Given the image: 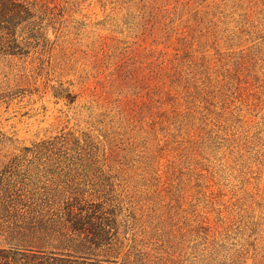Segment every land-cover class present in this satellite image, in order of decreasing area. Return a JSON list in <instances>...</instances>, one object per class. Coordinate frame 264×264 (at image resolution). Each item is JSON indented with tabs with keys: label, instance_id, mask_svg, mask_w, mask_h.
Instances as JSON below:
<instances>
[{
	"label": "rangeland",
	"instance_id": "rangeland-1",
	"mask_svg": "<svg viewBox=\"0 0 264 264\" xmlns=\"http://www.w3.org/2000/svg\"><path fill=\"white\" fill-rule=\"evenodd\" d=\"M46 259L264 264V0H0V263Z\"/></svg>",
	"mask_w": 264,
	"mask_h": 264
},
{
	"label": "trees",
	"instance_id": "trees-1",
	"mask_svg": "<svg viewBox=\"0 0 264 264\" xmlns=\"http://www.w3.org/2000/svg\"><path fill=\"white\" fill-rule=\"evenodd\" d=\"M15 1H17V0H15ZM3 4H4V5L15 6V4L13 3V1H5ZM13 13H14V12H13ZM13 13L10 12L9 14H10V15H13ZM26 13H27V14H30V10L27 9ZM7 14H8V13H7ZM7 14H4V17H3L4 20H6V19L8 18V17L5 16V15H7ZM21 16H22V13H21ZM28 16H31V14L28 15ZM5 22L9 25V27H6V28L4 27L3 30H5V31H9V32L11 31V33H12V32H16L17 27H16V25H13V26H12V23H13V22H11V21H10V22H9V21H8V22L5 21ZM2 23H3V22H2ZM4 24H5V23H4ZM6 26H7V25H6ZM5 260H8V257H6ZM44 261H45V262H44ZM44 261H42L41 264H52V263L64 264V261H65V260H63V259H60V260H55V259H53V262H52V261H49V260L46 259V260H44ZM48 262H49V263H48ZM50 262H52V263H50ZM0 264H1V263H0ZM65 264H66V263H65Z\"/></svg>",
	"mask_w": 264,
	"mask_h": 264
}]
</instances>
